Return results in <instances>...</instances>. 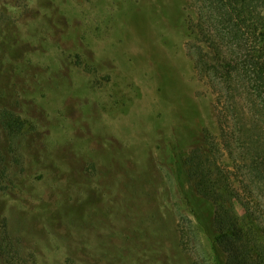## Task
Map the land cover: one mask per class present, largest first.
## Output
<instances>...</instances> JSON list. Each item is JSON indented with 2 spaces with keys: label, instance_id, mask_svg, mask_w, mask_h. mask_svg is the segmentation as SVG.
Instances as JSON below:
<instances>
[{
  "label": "rangeland",
  "instance_id": "obj_1",
  "mask_svg": "<svg viewBox=\"0 0 264 264\" xmlns=\"http://www.w3.org/2000/svg\"><path fill=\"white\" fill-rule=\"evenodd\" d=\"M198 7L0 0V242L16 264L225 261L183 165L219 134L187 45Z\"/></svg>",
  "mask_w": 264,
  "mask_h": 264
},
{
  "label": "trees",
  "instance_id": "obj_2",
  "mask_svg": "<svg viewBox=\"0 0 264 264\" xmlns=\"http://www.w3.org/2000/svg\"><path fill=\"white\" fill-rule=\"evenodd\" d=\"M198 1L187 45L215 92L219 134L206 131L183 165L214 207L212 245L226 258L216 263L264 264V0ZM22 127L5 123L14 134ZM16 254L0 242L6 264Z\"/></svg>",
  "mask_w": 264,
  "mask_h": 264
}]
</instances>
